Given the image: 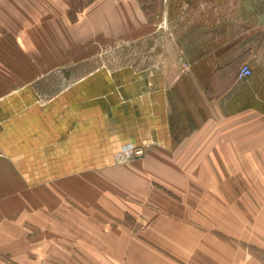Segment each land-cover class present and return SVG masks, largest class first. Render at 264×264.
<instances>
[{"label":"crops","instance_id":"0c3cea01","mask_svg":"<svg viewBox=\"0 0 264 264\" xmlns=\"http://www.w3.org/2000/svg\"><path fill=\"white\" fill-rule=\"evenodd\" d=\"M192 2L26 9L0 55V264H264V201L229 179L231 161L264 159V108L223 70L254 49H209L217 23H184ZM126 144L145 155L118 161Z\"/></svg>","mask_w":264,"mask_h":264},{"label":"rangeland","instance_id":"374dc122","mask_svg":"<svg viewBox=\"0 0 264 264\" xmlns=\"http://www.w3.org/2000/svg\"><path fill=\"white\" fill-rule=\"evenodd\" d=\"M88 1L89 0H68V3H70L72 13H74ZM152 1L153 0H142L143 3H151ZM154 1L158 3L159 0ZM178 1L179 0H174V3L176 2V5H179ZM203 1L204 0L197 2L193 0V2L190 3L191 8L189 9H192V14L191 16H184V23H188L190 21L188 24H191V26L197 28L198 25H200V22L203 23L204 14L207 13L208 23L212 25H216L215 23H217V28L215 29L217 32H214L213 34L218 36V40L213 42L209 49L211 48L214 51L218 50L224 52L234 49V54L237 53V51L247 49L249 46L254 49L252 53L253 58L249 62L245 63L248 64L252 69V73L248 77H239V69L243 65V61L234 64L223 65V70L236 75L238 78L237 87H239L241 90H258L257 96L248 97L249 101L246 100V104H251L254 102L257 106L264 108V0H207V12L199 10V4L203 3ZM39 3L40 0H0V39L1 43L4 45L3 47L0 46L1 57L3 55H6V57L10 56L5 53L7 50H10L11 54H13L12 50L17 52V48L15 49L13 47H9L10 45L8 44V39L11 37V40L13 41V38L15 39V35L21 33L20 29L26 26L23 24L25 22L24 19L29 18V16L25 15L26 9L33 8ZM201 7L204 8L203 5H201L200 8ZM176 16V18H180L178 15ZM194 34H196L195 31H192V36H194ZM195 50L196 49L194 48L191 49L192 52ZM181 66H183L184 69H188L193 65L185 62ZM213 66L215 65H209L210 68ZM3 67H5V65L1 66V71H4ZM226 83L228 84V82ZM261 114L264 115V112H261ZM241 120L242 121L240 122L247 121L251 125L258 124L257 119L255 121L253 118H248V116L245 118L241 116ZM248 131V128L241 127L239 129L240 137L245 138ZM251 131H253V129H251ZM240 148L247 149L248 145L241 143ZM145 153L141 157H143ZM258 156L259 154L257 153V157ZM130 159H132V157L125 159L123 162L129 161ZM231 164H233L236 168L235 171H229V179L231 183L240 184V186L244 187L242 190L247 189L246 187L249 185H256V187L254 186L255 188H251L249 193L247 191H241V189L237 193L240 196L244 195L246 198L247 195H250V197L251 195H255L257 203L259 202L262 204L264 201V159H241L231 161ZM225 178L228 179L227 176ZM57 183L58 182L54 181L47 184V198L49 201L48 210L50 214L53 215H57V201L62 200V198L66 199V197H69L70 199V196H67L65 192L61 190V188L59 189L56 187ZM101 185L102 182L97 180V196L101 194L98 191V188H100ZM36 191L37 190H32L33 201H38L40 199V192ZM165 197L168 200H171V194L166 193ZM174 198L176 199L177 197ZM34 206L35 205H33V207ZM33 210L38 209L33 208L32 211ZM255 252L262 260H264V252L260 251V253H258V250H255Z\"/></svg>","mask_w":264,"mask_h":264},{"label":"built area","instance_id":"2783aa9c","mask_svg":"<svg viewBox=\"0 0 264 264\" xmlns=\"http://www.w3.org/2000/svg\"><path fill=\"white\" fill-rule=\"evenodd\" d=\"M252 73V69L248 64H243L239 71V77L245 78L248 77ZM145 153V148L143 147H135L132 144L123 145L121 150L117 155V159L119 161H125L129 157H141Z\"/></svg>","mask_w":264,"mask_h":264}]
</instances>
